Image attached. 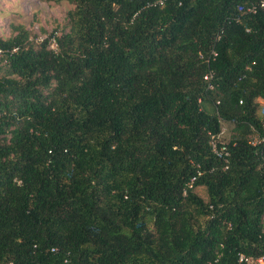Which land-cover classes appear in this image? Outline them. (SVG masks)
Segmentation results:
<instances>
[{"label": "trees", "instance_id": "16d2710c", "mask_svg": "<svg viewBox=\"0 0 264 264\" xmlns=\"http://www.w3.org/2000/svg\"><path fill=\"white\" fill-rule=\"evenodd\" d=\"M42 1L67 27L0 38V264L264 254V8L237 11L261 0Z\"/></svg>", "mask_w": 264, "mask_h": 264}, {"label": "rangeland", "instance_id": "374dc122", "mask_svg": "<svg viewBox=\"0 0 264 264\" xmlns=\"http://www.w3.org/2000/svg\"><path fill=\"white\" fill-rule=\"evenodd\" d=\"M73 7L66 1L55 3L42 0H0V38H9L13 34L12 27L17 25L23 26L30 33V39L36 42L50 38L55 29L58 28L59 33L61 27H67L68 12ZM52 42L51 38L50 43ZM262 112L263 107L259 109L258 115ZM225 127L228 128L227 125ZM195 192L206 199L204 187H197Z\"/></svg>", "mask_w": 264, "mask_h": 264}, {"label": "built area", "instance_id": "2783aa9c", "mask_svg": "<svg viewBox=\"0 0 264 264\" xmlns=\"http://www.w3.org/2000/svg\"><path fill=\"white\" fill-rule=\"evenodd\" d=\"M165 0H153L149 3H147V6L153 7V6H161L163 5ZM259 8H264V0L259 1L258 3H251L247 7H244L243 5L237 6V11L239 13H250L255 14ZM50 48L55 49V42L53 40L52 43H50ZM14 51V50H13ZM2 54V49L0 48V55ZM211 54L215 57L216 53L214 51L211 52ZM202 58V56L200 55ZM211 78V75L206 76L205 79ZM210 88L212 85L209 86ZM226 127L222 126L219 132L208 133V142L209 147L211 150V153L222 163L223 170H227L230 163V151L228 148V141L226 139ZM250 144L253 146L262 145L264 146V127H262L261 131L256 130L252 127V137L250 139ZM214 168H211L210 170H213ZM203 174V171L200 169L199 166L196 168V173L189 178L187 183L185 184V188L183 190V195L186 194L188 189H193L194 184L197 181V179ZM238 263L239 264H264V254L259 256H252V255H245V254H239L238 255ZM204 264H215L213 261H209Z\"/></svg>", "mask_w": 264, "mask_h": 264}]
</instances>
